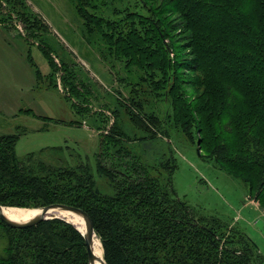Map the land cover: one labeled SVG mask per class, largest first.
<instances>
[{
    "label": "rangeland",
    "instance_id": "obj_1",
    "mask_svg": "<svg viewBox=\"0 0 264 264\" xmlns=\"http://www.w3.org/2000/svg\"><path fill=\"white\" fill-rule=\"evenodd\" d=\"M8 2L0 3V135L18 138L15 147L0 140V151L19 178L38 181L42 190L0 183L3 207L39 209L58 197L81 205L89 194L76 187L81 165L89 167L101 195L113 194L95 167L103 134L114 126V147L103 163L147 167L163 190L150 201L178 218L183 214L165 171L169 161L175 164L172 187L187 215L211 228L221 249L235 247L244 252L242 261L264 264V203L258 201L264 186L260 192L258 181L249 189L238 179L248 176L237 158L229 162L232 176L216 162L231 144L230 121L259 112V97L243 85L252 82L259 94L257 0ZM212 146L216 157L209 154ZM73 217L57 213L53 219L81 233ZM36 236L0 222V264H16L21 247ZM248 238L263 256L247 249ZM237 259L217 257L218 264Z\"/></svg>",
    "mask_w": 264,
    "mask_h": 264
},
{
    "label": "trees",
    "instance_id": "obj_2",
    "mask_svg": "<svg viewBox=\"0 0 264 264\" xmlns=\"http://www.w3.org/2000/svg\"><path fill=\"white\" fill-rule=\"evenodd\" d=\"M0 3L10 6L8 0H0ZM257 5L259 6V68H257L259 94L253 91L252 82L243 85L246 93H249L251 97H259V112L256 115L243 112L242 118L240 115L239 118L230 121L226 134L232 136L231 144L228 146L224 141L221 146L222 152L228 146L224 153L227 155L215 161L221 163L226 169L225 172L231 176L234 175L232 171L235 168L229 162L235 164L239 161L241 167L239 171L246 173L248 178L239 177L238 179L248 185L249 189L252 187V180L258 181L257 189L262 192L264 186V0H257ZM248 15L251 16L249 13ZM21 20L23 22V19ZM237 27L240 30L241 27ZM232 28L236 30L235 27ZM244 74L245 81L248 79V73L244 72ZM250 74L253 75V71ZM171 94L173 95L174 91ZM115 133H117L116 128L112 126L107 133L103 134L101 151L96 154L95 167L97 174L108 178L114 190L113 194L101 195L93 173L87 165H81L78 167L81 173L76 172L79 175L76 187L86 190L89 193L88 199L81 205L68 197H58L59 199L53 201L82 208L88 213L97 235L101 238L106 264H218L219 252L238 258L234 262L236 264L254 263L249 259L242 261L244 252L238 251L235 247L224 246L221 249L218 237L213 230L203 224L204 222L196 221L194 217L187 215L189 208L186 203H181L172 187L175 164L169 161L170 166L165 165V171L169 177L168 187L175 196L174 202L179 205L180 212L183 214L178 218L164 215L150 201L152 198H162L163 190L147 172V167L139 165L141 168L123 170L117 169L113 164L103 163L101 158L107 157L105 151L114 147ZM17 138L16 134L0 135V140H5L13 147L16 145ZM212 147L209 154L216 157L219 150L215 149L216 146ZM0 183L22 189L25 187L26 190H42L38 181L26 183L24 179L19 178L14 172L10 158L2 151H0ZM119 183L122 188L119 187ZM81 184L85 187H81ZM258 201L260 204L264 203V196ZM53 202L46 201L44 206ZM0 205L3 206L1 201ZM80 219L83 221L82 218ZM10 229L37 233V236L33 237L35 243L21 247L16 264H82L84 261L88 264L87 251L81 233L71 225L63 224L59 219L42 221L29 228ZM240 232L234 231L236 234H241ZM243 243L248 250L260 254L258 247L251 239L243 240Z\"/></svg>",
    "mask_w": 264,
    "mask_h": 264
},
{
    "label": "water",
    "instance_id": "obj_3",
    "mask_svg": "<svg viewBox=\"0 0 264 264\" xmlns=\"http://www.w3.org/2000/svg\"><path fill=\"white\" fill-rule=\"evenodd\" d=\"M197 155L201 159L200 155V149H197ZM3 206L0 205V221L13 229H24V228H29L36 226L38 223L45 221L47 219H53L57 218V213H63V214H70L75 217H80L84 221L85 225V231L81 232V235L84 239V245L86 247L87 251V258H88V264H91L95 261L96 257L93 253V240H94V229H93V224L91 221L90 216L88 213L81 208L66 205V204H61V203H55V204H50L46 205L42 208H40V212L33 217L31 220L23 222V223H18L14 222L10 219H8L3 211ZM103 264H106L103 260Z\"/></svg>",
    "mask_w": 264,
    "mask_h": 264
},
{
    "label": "bare ground",
    "instance_id": "obj_4",
    "mask_svg": "<svg viewBox=\"0 0 264 264\" xmlns=\"http://www.w3.org/2000/svg\"><path fill=\"white\" fill-rule=\"evenodd\" d=\"M3 209H4L3 211L6 217L14 222L29 221L40 212V208L39 209L13 210V209H8L6 207H3ZM73 222L78 223L79 229L81 230V232L85 231L84 221H82L78 216L73 217ZM92 249H93V253L96 259L91 264H103V254H102L101 245L99 241L96 239V237H94Z\"/></svg>",
    "mask_w": 264,
    "mask_h": 264
},
{
    "label": "crops",
    "instance_id": "obj_5",
    "mask_svg": "<svg viewBox=\"0 0 264 264\" xmlns=\"http://www.w3.org/2000/svg\"><path fill=\"white\" fill-rule=\"evenodd\" d=\"M9 96V95H8ZM231 176V175H230ZM248 196V195H247ZM247 196L245 197V201H243V207L244 208H248V206H249V201L247 200ZM246 201H248V202H246ZM241 231V230H240ZM242 233H244L243 231H241ZM245 234V233H244ZM261 254V253H260ZM262 255V254H261ZM263 256V255H262Z\"/></svg>",
    "mask_w": 264,
    "mask_h": 264
}]
</instances>
